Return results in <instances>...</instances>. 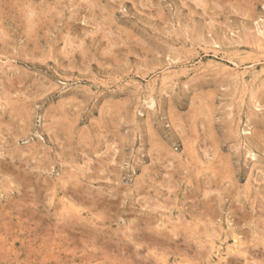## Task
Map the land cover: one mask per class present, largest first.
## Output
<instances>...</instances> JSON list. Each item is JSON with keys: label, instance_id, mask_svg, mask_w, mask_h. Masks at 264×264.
<instances>
[{"label": "rangeland", "instance_id": "1", "mask_svg": "<svg viewBox=\"0 0 264 264\" xmlns=\"http://www.w3.org/2000/svg\"><path fill=\"white\" fill-rule=\"evenodd\" d=\"M222 261L264 264V0H0V264Z\"/></svg>", "mask_w": 264, "mask_h": 264}, {"label": "bare ground", "instance_id": "2", "mask_svg": "<svg viewBox=\"0 0 264 264\" xmlns=\"http://www.w3.org/2000/svg\"><path fill=\"white\" fill-rule=\"evenodd\" d=\"M259 34L262 35L263 33L259 32ZM259 34H258V35H259ZM262 36H263V35H262ZM213 43H214V42H213ZM214 45H215V44H214ZM216 46H217V45H216ZM232 57H233V56H232ZM262 57H263V56H262ZM220 59H221V58H220ZM255 61H256V60H255ZM233 62H234V60H233ZM257 63H258V62H257ZM231 64H232V63H231ZM259 64H260V63H259ZM255 65H256V64H255ZM238 67H239V65H238ZM238 67H237V68H238ZM201 68H202V67H201ZM229 70H230V69H229ZM232 70H233V69H232ZM234 70H235V69H234ZM225 71H226V70H225ZM246 72H248V71H246ZM246 72H244V73H246ZM254 72H255V71H254ZM231 74H232V73H231ZM233 74H234V73H233ZM260 74H262V73H260ZM234 75H236V74H234ZM241 75H242V74H241ZM254 75H256V74H254ZM257 75H258V74H257ZM165 76H167V75H165ZM170 76H171V75H170ZM230 76H231V75H230ZM245 76H246V75H245ZM163 77H164V76H163ZM163 77H162V78H163ZM168 77H169V76H168ZM232 77H233V76H232ZM236 77H238V76H236ZM256 77H257V76H256ZM169 78H170V77H169ZM173 78H174V77H173ZM241 78L243 79V76H241ZM171 79H172V78H171ZM235 79H236V78H235ZM174 80H175V79H174ZM256 80H257V79H256ZM160 81H161V80H160ZM160 81H159V82H160ZM253 81H254V79H253ZM253 81H252V83H253ZM244 82H245V81H244ZM151 83H153V82H151ZM166 83H167V85H166L165 87H167L169 83L166 82V81H163V82H162L163 85H161V86L164 87V85H165ZM175 84H176V82H175ZM175 84H174V85H175ZM137 85H138V84H137ZM148 85H150V84H147L145 89H147V86H148ZM151 85H153V84H151ZM169 85H170V84H169ZM135 86H136V85H134V87H135ZM154 86H155V85H154ZM242 86L246 87L245 84H243ZM138 87H139V85H138ZM149 87H150V86H149ZM151 87H152V86H151ZM173 87H175V86H173ZM173 87L171 86V88H173ZM244 87H243V88H244ZM249 87H250V86H249ZM139 88H141V87H139ZM161 88H162V87H161ZM241 88H242V87H241ZM250 88H251V87H250ZM136 89H137V88H136ZM136 89H135V90H136ZM152 89H153V88H152ZM152 89H151V90H152ZM166 89H167V88H166ZM245 89H246V88H245ZM151 90H150V91H151ZM160 90H161V89H160ZM255 90H256V89H255ZM142 91H143V90H142ZM145 91H146V90H145ZM145 91H144V92H145ZM148 91H149V90H148ZM150 91H149V95H150ZM162 91H164V90H162ZM146 92H147V91H146ZM164 92H165V91H164ZM141 93H142V92H141ZM151 93H152V91H151ZM161 93H162V92H161ZM161 93H160V94H161ZM242 93H243V92H242ZM250 93H251V92H250ZM252 93H253V91H252ZM138 94H139V93H138ZM144 94H145V93H144ZM147 95H148V94H147ZM147 95H146V96H147ZM139 96H140V95H139ZM141 96H142V95H141ZM242 96H243V95H242ZM147 97H148V96H147ZM147 97H146V98H147ZM151 97H152V96H151ZM151 97H150V98L148 97V99L145 98L146 100L149 101V102H146V103H145V104H148L149 108H153L154 105H155V101H154ZM154 98H155V97H154ZM251 100H252V99H251ZM252 101H253V100H252ZM143 102H144V101H143ZM255 102H257V101H255ZM257 103H258V102H257ZM255 105H256V104H255ZM256 106H258V105H256ZM262 106H263V105H262ZM249 107H251V106H249ZM149 108H147V109H149ZM251 108H252V107H251ZM260 108H261V107H260ZM254 109H255V108H254ZM256 109H258V108L256 107ZM152 110H154V108H153ZM152 110H151V112H153ZM247 121H248V120H247ZM247 121H246V122H247ZM249 122H250V121H249ZM249 122H248V123H249ZM248 127H249V126H248ZM247 131H248V130H247ZM247 131H246V132H247ZM249 131H250V128H249ZM247 134H250V133L247 132ZM246 154H247V153H246ZM251 154H252V153H251ZM251 154H249V155H251ZM254 157H255V156H254ZM230 225H231V224H230ZM233 234H234V233H233ZM237 237H238V236H237ZM232 238H233V237H232ZM236 239H237V238H235V240H236ZM232 241L234 242V238H233ZM234 244H237V240H236V243H234ZM233 246H234V245H233ZM224 247H225V246H224ZM217 248H218V246H217ZM219 248H221V247L219 246ZM214 249H215V248H214ZM238 249H239V248H238ZM225 250H226V249H225ZM241 251H242V250H241ZM216 252H218V249H217ZM227 252H228V251H227ZM225 253H226V252H225ZM230 253H231V252H230ZM215 254H216V253H215ZM226 256H227V255H226ZM225 259H226V257H225ZM246 259H247V258H246ZM226 262H227V261H226ZM226 262L224 263V262L222 261L223 264H226ZM222 263H220V264H222Z\"/></svg>", "mask_w": 264, "mask_h": 264}]
</instances>
